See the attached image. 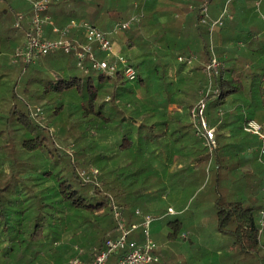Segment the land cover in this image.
Wrapping results in <instances>:
<instances>
[{"label": "trees", "instance_id": "trees-1", "mask_svg": "<svg viewBox=\"0 0 264 264\" xmlns=\"http://www.w3.org/2000/svg\"><path fill=\"white\" fill-rule=\"evenodd\" d=\"M91 1L50 0L45 14L53 36L47 38L57 37L53 26L71 20L110 31L127 19L121 13L129 4L141 17L132 27L147 32V38L127 40V47L143 49L128 58L138 77L128 81L86 69L88 63L79 67L63 51L29 64L14 55L18 74L6 92L0 88V264H68L74 256L90 264L94 248L118 233L112 198L131 224L133 215L146 213L136 202L156 178L147 173L141 143L195 131L191 109L199 100L206 101L204 114L215 129V174L233 160L230 151L256 141L243 123L264 118V0H228L226 26L206 18L205 0H137L134 8L133 0H104L88 15ZM114 10L121 19L110 15ZM155 26L160 33L148 34ZM230 31L237 38L245 32L247 43L219 38ZM67 36L85 39L80 28H69ZM211 56L216 74L207 69ZM217 214L223 229L235 222L228 230L238 251L248 254L247 264H264L256 257L262 218L253 206L218 199ZM159 255L151 264H170Z\"/></svg>", "mask_w": 264, "mask_h": 264}, {"label": "rangeland", "instance_id": "rangeland-1", "mask_svg": "<svg viewBox=\"0 0 264 264\" xmlns=\"http://www.w3.org/2000/svg\"><path fill=\"white\" fill-rule=\"evenodd\" d=\"M103 1L104 0H93L91 3L89 2L85 9L88 15L97 11L98 6H96V4ZM156 2L157 5L160 4L159 0ZM227 2L228 0L226 1V5L222 6L220 0H205L201 10L203 11L208 8V15L206 18L212 23L222 20V23L226 26L228 22L227 18L231 16L228 15L226 17L227 7H231V4L228 5ZM166 3L168 4V2ZM131 4L134 8L139 2L133 0ZM241 6L244 7V4ZM171 9L172 7H170L169 10ZM133 12L136 13V11L130 9V5L128 4L124 13H121L122 17H120L123 19L125 17L129 18L131 16H136L139 20V18H141L140 15H136ZM110 15L115 16L117 19L120 18L118 12L115 10L111 12ZM261 16L263 17V15ZM86 19L91 21L90 16ZM164 20H166V16L163 20L159 21ZM262 23L264 26V18H262ZM159 28V26H155L148 34L158 33L160 31ZM140 35L147 38V32H144V29L136 30L132 25L128 29L119 30L115 34H112V41L115 49L124 54L127 53V56H129L131 60H134V57L143 54L142 46L139 43H135L127 47V40L138 39ZM222 37L223 40H233L236 38L244 43L247 38L245 32L241 33L237 38L236 35H231V31L229 36L221 34L219 38ZM219 38L216 39V42ZM95 52L99 58L104 56L103 52ZM21 88V82L17 83L16 91L18 93L20 92V94ZM247 136L256 140L251 143L250 147L255 157L259 161L264 160V155L261 157L259 155L258 147L260 141L258 138L250 134ZM141 144L143 145V157L145 160L147 158V173H151V177H155L156 182L147 192L144 190L143 195H141L136 202L146 213L141 216L133 215L132 224L129 223L124 216L126 227L131 229L129 238L135 239L138 242H142L146 239L143 222L145 217L148 216L151 218V222L147 228L148 237L157 245L159 253H162L168 262L171 258V264H177L176 262L182 264H211L212 260H218L219 264H247L248 262H246V260L248 254L238 251V248L234 245L235 239L228 230V227L223 229L217 219V202L219 196H217L218 192H216L217 190L214 188L215 172L213 171L214 165L218 162L217 150L210 151L205 145L204 139L197 136L193 129L189 130L184 136L177 140L160 139L154 142L151 141V143L144 142ZM72 148L71 145L67 146V150L70 152ZM128 153L132 154L133 150ZM198 154L204 155L205 163L202 164L199 162L200 164L194 167L192 163L193 160L198 163V159H196ZM232 154L235 156L234 154L237 153L232 150L230 155ZM202 157L203 156H201V158ZM178 163L182 166L176 171ZM172 167L173 170L170 171ZM90 168L92 173L93 171L96 173L95 170L97 171V169L95 166L91 165ZM168 170L170 172H168ZM161 174L165 175L164 178L160 177ZM96 175L97 173L94 174V176ZM257 177H262L264 179V167L260 170V174ZM88 178L87 180L97 182L93 177L89 176ZM256 184H258V181ZM135 188L137 189V187L131 189L135 190ZM112 199V204L118 206L116 200L114 198ZM168 205H172L175 211L183 208L185 212L182 215H169V212H167ZM255 205L256 206H253L254 214L257 218H262V222H264V213H262L264 211L263 195ZM175 218H182L183 224L176 223V221L174 223L171 222L175 220ZM133 224L135 227L132 226ZM260 225L262 229V234L259 238L261 248L256 257L259 259V262H264V225ZM169 233H172V235L170 236Z\"/></svg>", "mask_w": 264, "mask_h": 264}, {"label": "built area", "instance_id": "built-area-1", "mask_svg": "<svg viewBox=\"0 0 264 264\" xmlns=\"http://www.w3.org/2000/svg\"><path fill=\"white\" fill-rule=\"evenodd\" d=\"M50 0H35L31 2V11L28 15V28L25 30L24 42L14 50L16 58L21 59L24 64L34 63L40 56L55 51L72 53L79 67L86 69L92 68L103 71L107 75L114 77L122 74L128 81H134L138 77L136 68L130 63L129 57L117 51L111 39V35L119 30L130 28L136 16H131L116 23L110 31H104L96 25L85 21L71 20L66 27L58 28L53 26V31L57 33L56 38L44 36V25L49 22V16L45 14ZM24 20L23 14L16 16L15 26L22 28ZM217 22V21H215ZM69 28L82 29L84 41L78 42L71 40L67 36ZM95 51L103 52L104 56L99 58ZM182 60V57H178ZM191 59L187 60L190 63ZM217 61L213 56L210 57L207 69L210 73L216 74ZM206 105L205 100H199L191 109V116L194 123L195 134L204 139L205 145L210 151L216 149V136L214 127L208 124L204 114ZM244 132L254 135L260 141L258 150L260 157L264 155V121L254 118L248 119L243 123ZM94 172V171H93ZM96 172V170H95ZM83 174V173H82ZM264 200V188H263ZM172 212V209L169 208ZM264 213V211L262 212ZM113 215L116 220L117 234L105 238L102 246L95 247L92 253L90 264H151L159 260L157 245L148 237V225L151 218L146 216L144 219L146 239L138 242L129 238L131 229L126 227V221L122 210L113 204ZM264 225V222L261 223ZM135 227V225H132ZM68 264H84L79 256H74Z\"/></svg>", "mask_w": 264, "mask_h": 264}, {"label": "crops", "instance_id": "crops-1", "mask_svg": "<svg viewBox=\"0 0 264 264\" xmlns=\"http://www.w3.org/2000/svg\"><path fill=\"white\" fill-rule=\"evenodd\" d=\"M29 2L31 4L32 1L0 0V88L3 86L4 92H6L5 87H7V85L10 84L18 74L19 67L17 65V59L14 57V49L21 45L25 40V30L28 28V14L30 11ZM18 14L24 15L22 28L15 26L16 16ZM163 19L164 17L160 18V20ZM52 23L53 21L50 18L44 28L45 37L53 36L51 32ZM73 40L83 42L76 38ZM259 121H264V118ZM236 153L237 154L233 156L234 159L228 162V166L226 165L222 171L214 176V188L217 190L216 192H218L217 196H219V199L224 200V202L241 201L244 205L256 206L255 204L263 195L264 179L257 176L260 174V170L264 167V160L259 161L255 157L254 152L250 148H245L244 145L241 146V149H238ZM199 154L196 158L198 159V163L192 159L194 167L197 166V164H200L199 162L202 164L205 163L204 155H202L203 159H201ZM181 166L182 165L178 163L176 171L180 169ZM171 170H173V167L170 171ZM170 171L168 170V172ZM164 176L165 175L163 174L160 175V177L163 178ZM257 181L258 184H256ZM169 208H171L173 212L168 211ZM167 212H169V215H182L185 212V209L181 208L175 211V208L172 205H168ZM181 219L175 218L176 223L183 224V220ZM234 225L235 222L232 221L228 227H233ZM161 257L166 260L162 253ZM170 260L171 258L169 259V262ZM176 263L182 264L179 262Z\"/></svg>", "mask_w": 264, "mask_h": 264}]
</instances>
